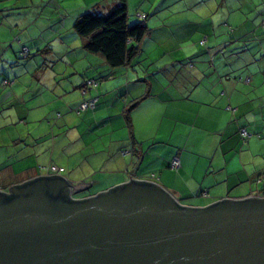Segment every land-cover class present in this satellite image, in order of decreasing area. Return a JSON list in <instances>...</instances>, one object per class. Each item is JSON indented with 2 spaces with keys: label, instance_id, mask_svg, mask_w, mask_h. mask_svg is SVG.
<instances>
[{
  "label": "crops",
  "instance_id": "0c3cea01",
  "mask_svg": "<svg viewBox=\"0 0 264 264\" xmlns=\"http://www.w3.org/2000/svg\"><path fill=\"white\" fill-rule=\"evenodd\" d=\"M117 1L83 0L67 12L70 27L55 25L45 39L43 70L65 60L71 71L53 73L48 88L23 89L0 63V190L59 175L72 185L91 182L70 193L82 199L154 174L155 183L191 207L264 193L259 161L251 150H238L241 128L251 135L245 144L264 136V0H199L174 10L183 12L174 20L157 9L144 13L149 33L138 57L114 68L83 49L73 24L95 5L108 11ZM25 43L31 54L43 42ZM7 53L0 47L6 66ZM87 78L99 84L84 92ZM90 98H97L93 109L75 111ZM17 120L35 125L11 136Z\"/></svg>",
  "mask_w": 264,
  "mask_h": 264
},
{
  "label": "water",
  "instance_id": "95a60500",
  "mask_svg": "<svg viewBox=\"0 0 264 264\" xmlns=\"http://www.w3.org/2000/svg\"><path fill=\"white\" fill-rule=\"evenodd\" d=\"M90 185L51 175L10 186L9 202L0 191V264H264V197L191 207L129 178L65 198Z\"/></svg>",
  "mask_w": 264,
  "mask_h": 264
},
{
  "label": "rangeland",
  "instance_id": "374dc122",
  "mask_svg": "<svg viewBox=\"0 0 264 264\" xmlns=\"http://www.w3.org/2000/svg\"><path fill=\"white\" fill-rule=\"evenodd\" d=\"M50 1L51 0H7L6 3V0H0V47L4 48V52L8 51L9 65L6 66V61L3 58V61L0 63L3 64V67L8 69L7 74H9V78L17 82V85H21L23 89L27 87L30 88V86L33 89L36 86L48 88L50 86V83L47 82L48 78L56 75L53 73L60 74L71 71L68 62L65 60L52 63L51 67H49L52 70L44 71V61L42 60L41 54L44 48L49 47L47 46L49 42L46 43V38L53 36V31L56 33L55 25H61L63 21L66 27H70L71 16L67 14V12L76 8L78 5L80 6L83 0H60L59 2H57V0H52L51 3ZM106 1L105 5L114 0ZM197 1L199 0H127L128 23H136V20H139L138 14L153 13L155 9L160 11L159 15H161L164 20L180 19V15H183V12L174 13V10L178 11L182 6L190 3L195 4ZM102 10L103 9L100 7L97 13L101 14L106 12ZM26 25H28V28H26ZM19 33L21 36H19ZM29 39H35L36 42L43 43L41 47L31 49V54L25 59L21 54V45L26 44L25 42ZM146 43V47L151 46V41H147ZM40 68L41 72L38 73ZM66 76L67 75H63V78L68 77ZM1 77L3 76H0V80ZM140 79L143 78L140 77ZM22 122L23 121L19 122L18 120L14 122L16 128L10 133L11 136L18 137L20 131H23L22 129L27 130L29 128L30 130L29 126L35 125L34 123L24 124ZM249 139H247V141ZM238 150H251L253 153L252 158L259 161V166H257V168H261L258 175L264 174V136L259 138L255 135V138L247 144L241 139ZM14 158L13 156L10 159L13 160ZM250 158L251 156H248V159ZM19 167L20 166H16L15 170H18ZM259 188H264V180L259 183ZM5 190H8V187ZM95 190L96 189H93L92 192ZM0 191L3 190L1 189Z\"/></svg>",
  "mask_w": 264,
  "mask_h": 264
},
{
  "label": "trees",
  "instance_id": "16d2710c",
  "mask_svg": "<svg viewBox=\"0 0 264 264\" xmlns=\"http://www.w3.org/2000/svg\"><path fill=\"white\" fill-rule=\"evenodd\" d=\"M98 9H100L99 6L95 5L88 11L83 12L76 18L73 24L74 32L80 37L83 49L89 53L101 56L111 67L131 66L140 52V43L149 33V27L145 24L146 15L144 13L139 14L138 22L129 24L127 0H118L114 8L101 14L97 13ZM141 15L143 17H140ZM263 21L264 18L260 23L262 28H264L262 25ZM199 44H205V36L199 40ZM23 48L27 49L26 55L22 52ZM21 54L23 58H28L30 49L21 45ZM89 79L92 78H87L84 82ZM78 106L75 111L82 112L78 111ZM247 139L242 138L243 141H247ZM4 193H6L5 202H9L15 197L12 193ZM65 198H67V201H72L71 196L69 198L66 195Z\"/></svg>",
  "mask_w": 264,
  "mask_h": 264
},
{
  "label": "built area",
  "instance_id": "2783aa9c",
  "mask_svg": "<svg viewBox=\"0 0 264 264\" xmlns=\"http://www.w3.org/2000/svg\"><path fill=\"white\" fill-rule=\"evenodd\" d=\"M140 17H143V15H141ZM262 25L264 26V21L262 22ZM22 52L24 55H26L27 53V49L26 48H23L22 49ZM98 82L96 80H93V79H89L85 82V85H84V92L85 90H89V89H95L97 86H98ZM97 101V98H90L88 100H85L83 101L79 106H78V111H84L86 109H93L95 107V103ZM240 135L242 138L244 139H247L249 137V134L248 132L245 130V129H241L240 130ZM126 152H123L122 154H125ZM170 166L171 168L177 170L180 166V162H179V159L177 158H174L171 160L170 162ZM45 169V168H44ZM47 170H51L52 172L54 173H57L59 170L54 168V167H51V168H46ZM262 177L259 178L258 182L261 180ZM130 179H135V180H138L137 178H134V177H131ZM145 180V179H144ZM157 179H155V176L153 174L149 175V177L145 180V181H149V182H153L155 183ZM157 184V183H155ZM202 195H207L206 192H203ZM257 196H261V197H264V193L262 194H258ZM248 197V196H247Z\"/></svg>",
  "mask_w": 264,
  "mask_h": 264
}]
</instances>
